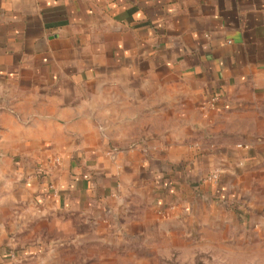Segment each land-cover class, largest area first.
<instances>
[{
    "label": "crops",
    "instance_id": "1",
    "mask_svg": "<svg viewBox=\"0 0 264 264\" xmlns=\"http://www.w3.org/2000/svg\"><path fill=\"white\" fill-rule=\"evenodd\" d=\"M260 162L264 0H0V171L32 217L146 241Z\"/></svg>",
    "mask_w": 264,
    "mask_h": 264
},
{
    "label": "rangeland",
    "instance_id": "2",
    "mask_svg": "<svg viewBox=\"0 0 264 264\" xmlns=\"http://www.w3.org/2000/svg\"><path fill=\"white\" fill-rule=\"evenodd\" d=\"M252 170L238 180L237 205L219 199L220 210L207 205L200 224L195 217L186 228H153L146 241L110 244L87 241L99 228L78 216L32 217L26 195L0 171V264H264V162ZM221 174L215 168L204 180Z\"/></svg>",
    "mask_w": 264,
    "mask_h": 264
}]
</instances>
